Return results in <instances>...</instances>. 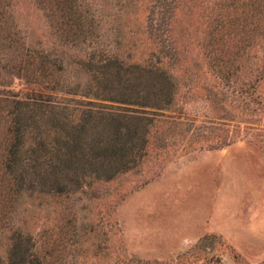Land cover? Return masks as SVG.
Masks as SVG:
<instances>
[{
	"label": "rangeland",
	"instance_id": "obj_1",
	"mask_svg": "<svg viewBox=\"0 0 264 264\" xmlns=\"http://www.w3.org/2000/svg\"><path fill=\"white\" fill-rule=\"evenodd\" d=\"M88 1L104 31L118 25L122 57L144 63L169 47L172 108L131 168L68 203L22 195L6 212L0 175V254L23 230L46 264H264V0H252L254 12L248 0ZM10 15L31 46L63 59L64 83L87 87L83 53L56 46L35 0ZM9 81L20 96L43 90Z\"/></svg>",
	"mask_w": 264,
	"mask_h": 264
},
{
	"label": "trees",
	"instance_id": "obj_2",
	"mask_svg": "<svg viewBox=\"0 0 264 264\" xmlns=\"http://www.w3.org/2000/svg\"><path fill=\"white\" fill-rule=\"evenodd\" d=\"M35 1L56 46L83 53L76 62L88 84L82 90L80 84L64 83L63 59L48 47L31 46L18 23L11 21L18 0H0V175L5 190L1 208L6 212L22 195L68 203L72 195L131 168L149 127L167 117L163 112L174 100L175 85L165 64L173 53L167 45L144 63L129 60L120 53L118 25L104 31L105 14L94 2ZM246 4L255 11L252 0ZM159 20L164 23V15ZM9 75L43 90L20 96L8 88ZM28 235L23 230L11 233L0 264H46Z\"/></svg>",
	"mask_w": 264,
	"mask_h": 264
}]
</instances>
